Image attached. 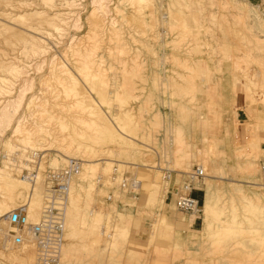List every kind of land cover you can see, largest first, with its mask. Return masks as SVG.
Masks as SVG:
<instances>
[{
  "label": "rangeland",
  "instance_id": "obj_1",
  "mask_svg": "<svg viewBox=\"0 0 264 264\" xmlns=\"http://www.w3.org/2000/svg\"><path fill=\"white\" fill-rule=\"evenodd\" d=\"M52 9L51 21L28 12ZM0 84L2 205L41 210L40 172H17L33 149L50 167L76 156L96 168L72 179L60 258L48 264H264L262 0H0ZM193 163L205 176L188 214L161 201L178 174L161 175ZM8 171L24 185L10 187ZM122 176L140 180L134 194L117 190ZM4 220L0 264H37Z\"/></svg>",
  "mask_w": 264,
  "mask_h": 264
},
{
  "label": "built area",
  "instance_id": "obj_2",
  "mask_svg": "<svg viewBox=\"0 0 264 264\" xmlns=\"http://www.w3.org/2000/svg\"><path fill=\"white\" fill-rule=\"evenodd\" d=\"M44 159L40 151L31 150L19 172V175L28 181H33L38 172L42 176L43 203L37 218L28 220L24 205L12 207L6 214L9 224L12 225L9 230L12 242L16 244L22 242L24 237L16 229L22 230L27 236V241L34 245L37 264H48L59 259L64 243L67 192L74 175L81 168V160L76 156H67L63 165L59 167H50L45 164ZM176 171L178 172L172 168H162L161 177L166 180L178 174L176 183L166 188L164 199H168L173 207L181 212L196 214L200 211L201 197L193 195L192 192L201 189L199 184L204 176L203 168L193 163L185 170ZM259 172L264 180V159L259 164ZM100 178L101 176H97V180ZM110 178L114 179V176ZM139 185L140 181L136 177L122 176L118 178L116 188L126 194H134ZM111 195L112 192L108 191L105 197L109 199Z\"/></svg>",
  "mask_w": 264,
  "mask_h": 264
},
{
  "label": "bare ground",
  "instance_id": "obj_3",
  "mask_svg": "<svg viewBox=\"0 0 264 264\" xmlns=\"http://www.w3.org/2000/svg\"><path fill=\"white\" fill-rule=\"evenodd\" d=\"M48 1H50V0H48ZM25 2V1H24ZM23 2V3H24ZM22 3V4H23ZM26 3H27V1H26ZM51 3V2H50ZM45 4V3H44ZM195 4V3H194ZM27 5V4H26ZM29 5V4H28ZM47 5V4H46ZM68 5V4H67ZM53 5L51 4V7H52ZM55 6V5H54ZM50 7V6H49ZM56 7V6H55ZM55 7H53L54 9H55ZM240 6H236V8H239ZM70 8V7H69ZM97 8V7H96ZM37 9V8H36ZM54 9H52L53 11H51L49 14L50 15H48L47 17H43L45 14H44V12H41V11H28V12H30L29 14H30V16L31 17H38V19L39 18H42V21L44 20H52V18L53 17H55V18H57L59 15H60V13L59 12H57L56 10H54ZM60 10H62L61 8H60ZM238 10H240V8L238 9ZM54 11H56V12H54ZM244 11V10H243ZM92 13H93V11H92ZM63 14H64V12H63ZM249 15V14H248ZM248 15H247V17H248ZM61 16V15H60ZM62 16H64V19H65V15H62ZM59 18V17H58ZM60 19H63V18H61L60 17ZM28 20H30L29 18H28ZM59 20V19H58ZM59 21H57V23H58ZM62 22V21H61ZM43 23V22H42ZM46 23V22H45ZM49 23H51V22H49ZM49 23H48V25H49ZM55 23V22H54ZM44 24V23H43ZM51 25V24H50ZM52 26V25H51ZM66 26V25H65ZM53 27V26H52ZM51 27V28H52ZM59 27V26H58ZM21 29V28H20ZM32 25L31 24H28L27 23V25H25V26H23L22 25V31H26V32H31V33H33V31H32ZM53 29V28H52ZM21 31V32H22ZM42 31V30H41ZM45 32H47L48 33V30L47 31H45ZM58 32H59V30H58ZM45 34V33H44ZM51 34V33H50ZM18 35H20L19 36V38L21 37V34H18ZM48 35H49V33H48ZM51 35H53V34H51ZM46 36H47V34H46ZM48 37V36H47ZM46 37V38H47ZM18 38V37H17ZM22 38V37H21ZM35 39V38H34ZM36 40V39H35ZM41 41V40H40ZM35 43H36V41H35ZM36 45H40V43L39 44H37L36 43ZM35 44H34V46H36ZM17 46V45H16ZM45 46V45H44ZM21 47H22V45H21ZM37 47V46H36ZM35 47V51H38L39 49L42 51L43 50V48L41 49V48H36ZM39 47H42V46H39ZM16 49H18V48H16ZM33 49V48H32ZM37 49V50H36ZM34 50V49H33ZM45 50V49H44ZM34 51V52H35ZM21 52V51H20ZM38 53V52H37ZM42 55V54H41ZM11 64V63H10ZM16 64V63H15ZM19 65V64H18ZM52 65V64H51ZM5 69V68H4ZM67 71V70H66ZM69 71V70H68ZM71 71V70H70ZM81 73V72H80ZM78 74V73H77ZM68 75V74H67ZM70 75V74H69ZM260 75H261V73H260ZM79 76V75H78ZM66 77V76H65ZM74 77V76H73ZM259 77H261V76H259ZM81 78V77H80ZM74 79V78H73ZM67 82V81H66ZM71 82V81H70ZM69 82V83H70ZM73 82V81H72ZM75 82V81H74ZM68 84V83H67ZM72 84V83H71ZM70 84V85H71ZM1 85V84H0ZM69 85V86H70ZM77 85V84H76ZM258 85V84H257ZM256 84H255V87L257 86ZM65 87H66V85H65ZM67 89H69V88H67ZM74 92V91H73ZM83 95V94H82ZM87 98V97H86ZM85 98V99H86ZM71 99H73V98H71ZM82 99V98H81ZM74 100V99H73ZM78 100V99H77ZM80 100V99H79ZM83 100V99H82ZM87 100H90V98H87ZM92 100V99H91ZM85 101V100H84ZM77 102H79V101H77ZM81 102V101H80ZM90 103V102H89ZM89 105V104H88ZM86 106V105H85ZM88 107V106H87ZM94 107V106H93ZM91 108V107H90ZM89 109V108H88ZM91 110V109H90ZM95 111H96V108H95ZM95 113V112H94ZM100 114V113H99ZM94 115V114H93ZM7 119V118H6ZM85 120V119H84ZM90 120V119H89ZM89 120H88V122H89ZM93 121V120H92ZM93 124V123H92ZM90 125V124H89ZM22 127V126H21ZM21 129V128H20ZM24 129V128H23ZM243 137V136H242ZM67 143V142H66ZM70 144V143H69ZM68 146V145H67ZM73 147V146H72ZM69 148L70 147H68V150H69ZM76 148V147H75ZM78 148H80V147H78ZM77 148V149H78ZM86 148V147H85ZM84 149V148H83ZM86 149H88V148H86ZM85 149V150H86ZM81 151H83V150H81ZM84 152V151H83ZM20 153V152H19ZM85 153H87V152H85ZM21 155V154H20ZM21 162V161H20ZM55 163V162H54ZM22 165H23V163H22ZM60 165L58 164V163H56V164H54L52 167H59ZM19 167V166H18ZM93 167H94V164H92V163H87V164H85L84 166H83V168H82V162H81V168H80V171L76 174V175H74V177H76V178H78V181L79 182H85V180L89 177V176H93V175H90V174H94V172H96V171H94L93 172V170H96V168L95 169H93ZM96 167V166H95ZM20 168V167H19ZM18 168V173L20 172V169ZM91 169H93V170H91ZM2 170V169H1ZM12 171V170H11ZM14 171V170H13ZM103 171V170H102ZM93 172V173H92ZM104 172V171H103ZM1 173V172H0ZM5 173V172H4ZM97 173V172H96ZM95 173V174H96ZM17 174V173H16ZM5 175V174H4ZM204 176H205V173H204ZM203 176V177H204ZM73 177V178H74ZM8 183H10L9 184V186L10 187H15L16 185H24V183H23V180H21V179H19L17 176H13V174H11L10 173V171H8V173H6V175L3 177ZM105 178V177H104ZM75 180V179H74ZM104 180V179H103ZM107 180V179H106ZM32 181V180H31ZM34 181V180H33ZM105 181V180H104ZM140 181V180H139ZM74 183H76V182H74ZM79 184V183H78ZM78 184H76V185H78ZM81 185V184H80ZM20 187V186H19ZM81 187H83V186H81ZM33 190H34V187L32 186L31 187ZM75 188H77L78 189V187H75ZM80 188V187H79ZM165 189L166 188H164V191H165ZM71 182H70V184H69V188H68V192H67V197H68V194H69V192L71 193ZM35 191V190H34ZM78 191V190H77ZM79 192V191H78ZM4 194V193H3ZM2 194V195H3ZM8 194V193H7ZM73 194V193H72ZM203 195V194H202ZM1 196V195H0ZM163 197H164V194L162 195V200L161 201H163ZM204 197V196H203ZM73 199V195H72V198H71V200ZM1 200V199H0ZM5 200V199H4ZM4 202V201H3ZM203 202H204V209H205V211L207 212V211H209L210 209H212L211 208V206H210V204H209V202H208V200L207 199H205L204 198V200H203ZM1 203V202H0ZM169 205V204H168ZM172 205V204H171ZM202 205V204H201ZM10 208V206L9 205H6L5 203H3V205H2V203L0 204V218H1V216L2 215H6L7 214V212L10 210L9 209ZM28 210V215H27V217H28V220H35L36 218H37V215H39V212L40 211H35V210H33V209H31V208H29V209H27ZM64 214H65V211H64ZM213 216V215H212ZM2 219H4V218H2ZM164 219V218H163ZM5 221H7V220H4V222ZM2 222H3V220H2ZM158 223H159V221H158ZM165 223H166V225L171 229V228H174L173 227V225H172V222L170 221V220H165ZM1 225V224H0ZM6 225H7V223H6ZM64 225H65V218H64ZM12 226V225H11ZM7 228V227H6ZM173 231V230H172ZM18 233L20 232V230H18L17 231ZM22 235V234H21ZM63 246V245H62ZM61 249H62V247H61ZM60 254H61V252H60ZM59 258H60V256H59ZM59 260V259H58Z\"/></svg>",
  "mask_w": 264,
  "mask_h": 264
},
{
  "label": "crops",
  "instance_id": "obj_4",
  "mask_svg": "<svg viewBox=\"0 0 264 264\" xmlns=\"http://www.w3.org/2000/svg\"><path fill=\"white\" fill-rule=\"evenodd\" d=\"M263 2H264V0H262ZM246 117H247V114H246V111H245V109H244V107H243V104H239L238 103V99H237V97H235V106H234V118H236L237 120H240V121H246L245 119H246ZM193 195H195V196H200V191H199V189H195V190H193ZM203 195H204V193H203ZM203 198V197H202ZM203 200V199H202Z\"/></svg>",
  "mask_w": 264,
  "mask_h": 264
}]
</instances>
